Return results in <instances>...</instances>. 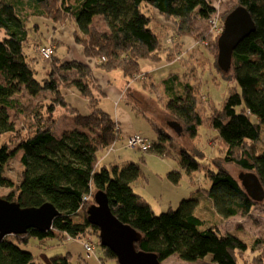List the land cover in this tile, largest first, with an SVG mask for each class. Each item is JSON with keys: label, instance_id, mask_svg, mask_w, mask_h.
I'll return each instance as SVG.
<instances>
[{"label": "trees", "instance_id": "obj_1", "mask_svg": "<svg viewBox=\"0 0 264 264\" xmlns=\"http://www.w3.org/2000/svg\"><path fill=\"white\" fill-rule=\"evenodd\" d=\"M221 1L224 0H0V189L9 190L1 198L21 208L51 203L59 211L51 230L31 229L1 242L0 264H37L34 255L22 248L33 238L72 241L91 229L98 233V228L89 223L87 212L100 191L106 193L112 213L137 232V251L155 254L161 264L172 256L191 263L210 256L214 264H240L249 251L255 252L259 240L249 246L237 227L225 233L220 224L206 226L196 216L198 200H183L176 210L170 208L157 214L133 188L141 174L139 164L132 162L112 170L99 166V155L120 141L122 134L119 123L99 107L103 89L94 71L120 70L128 82L136 76L145 80L140 68L143 59L160 60L166 49L167 61H175L176 55L182 57L180 51L174 53L182 43L165 48L151 28L154 12L171 24L174 36L194 40L210 37L218 50L219 38L212 34L210 23ZM234 1L237 7L249 11L256 31L239 44L232 56L231 70L238 88L231 90L222 109L209 119V125L219 133L221 156L206 169L211 187L205 194L224 219L252 217L256 210L264 209V201L251 196L227 169L232 165L244 176L253 173L264 187V0ZM143 5L151 8L150 14L142 11ZM41 19L50 22L54 36L57 24L68 21L73 25L72 39L85 59L75 55L78 50L70 53L69 49L70 56L60 60L52 46L43 48L53 49V67L60 74L71 72L77 81L64 78L57 83L51 71L41 81L30 67L27 49L33 39L31 32L43 28ZM97 19L106 23L105 31L94 26ZM54 36L50 41H56ZM173 81L176 82L164 81L172 86L167 93L166 112L180 131L194 139L203 124L197 97L190 88L180 92V83ZM23 91L31 98L47 92L52 97L26 106L16 99ZM78 98L85 101L77 102ZM84 104L91 109L87 115L80 108ZM59 109L73 118V124L57 136ZM9 110L24 117L22 130H17ZM157 129L158 139H150V152L162 155L170 137ZM11 144L17 147L13 150ZM19 151L23 152L22 170L16 181L7 174V167ZM178 158L189 175L205 168L187 150H181ZM168 176L178 183L179 174L173 171ZM101 248V261L119 264L110 249ZM261 249L264 247L257 248ZM71 257V253L53 256L51 264H72ZM253 264H264V253L257 254Z\"/></svg>", "mask_w": 264, "mask_h": 264}, {"label": "rangeland", "instance_id": "obj_2", "mask_svg": "<svg viewBox=\"0 0 264 264\" xmlns=\"http://www.w3.org/2000/svg\"><path fill=\"white\" fill-rule=\"evenodd\" d=\"M218 11L213 15V20L210 23L212 34L214 36L221 35V30H214V21L217 20L220 29H224V21L227 16L234 11L237 7L234 0H224L217 4ZM145 14H150L151 8L143 5L141 7ZM156 14L155 19L151 23V28L154 29L160 36V39L165 48H176L178 43H182L178 50L182 54L176 55L175 61H167L166 55L169 50L166 49L161 53L160 60H146L143 59L140 64L142 71L141 75H146V80L139 79L141 76L134 78L135 85L128 86L125 82L124 87L128 94H135L136 90H139L143 95V101L139 103L138 100L127 95L125 100L131 102L135 114L142 116L147 114L142 111L146 110L145 104H149L152 107L156 106L158 111L157 117H150L153 122L157 123L160 128L164 129L167 137L170 139L166 142L165 149L162 153L156 154L155 152H141L135 149L127 148L124 138L122 137L112 148L114 151L108 153V149L105 153L99 155L101 166L112 170L113 167L123 168L129 163H137L141 167V174L139 178L133 184V188L136 193L140 194L146 199L153 210L160 214L166 212L170 208L176 210L183 200L194 199L199 201V205L196 208V216L201 218L206 226H221L223 232H234L237 227L240 230V236L251 246L253 242L259 240L256 245L264 247V209L256 210L251 217L238 216L236 218L224 219L219 216L214 202L205 194L206 190L211 187V182L206 176V169L212 166L213 159L221 156L220 147L218 146L219 133L216 129L209 125V119L215 111L222 109L224 102L229 96L230 92L234 88H238L237 83L232 75V70L224 72L220 69L218 62V50L217 45H213V40L210 37L202 38L200 40L186 37L174 36L171 24L163 21L160 14ZM42 25V29H36L31 32L32 40L28 45L27 53L29 55V65L35 70V74L39 80L48 77L50 71L54 75V80L58 83L65 78L70 81H77L74 74L67 71H62L61 74L57 70V67H53L54 57L49 60L42 56L41 48L45 46H52L55 55L64 60L70 56L74 49L75 43L72 37L73 25L66 21L64 25L57 24L56 34L53 35L52 28L49 27L50 22L45 19L39 21ZM52 25V24H51ZM94 26L99 30H106V23L102 19H97ZM209 29V23H208ZM221 31V32H220ZM54 36V40L50 41ZM61 42V44H58ZM217 43V41H216ZM70 49V51H69ZM75 52L77 57H83L84 53L77 48ZM70 53H69V52ZM178 54V53H177ZM53 56V55H52ZM84 58V57H83ZM102 72V71H101ZM104 74H109L105 73ZM150 75V78H149ZM108 77L112 80L115 86L121 88L122 83L126 80L122 71H115ZM42 78V79H41ZM61 79V80H60ZM139 79V80H138ZM171 79L172 84L178 80L180 83V92H185L190 88L197 97L198 107L203 117V124L198 129V134L194 139H190L185 132L181 131V135L175 130L168 121L163 120V114L167 115L165 104L169 100L168 91H171L172 86L169 82L164 83L165 80ZM137 80V81H136ZM127 81V80H126ZM84 84L81 83L83 87ZM153 85V86H152ZM177 87V88H178ZM52 97V94L47 92L40 95L38 98H31L24 91L16 97L20 102L26 106L30 104L35 105L37 101H48ZM84 99V98H83ZM81 98L77 99V102L85 101ZM99 107L106 112L113 114L115 102L112 98L105 100L103 96L99 97ZM72 100V99H71ZM125 101V102H126ZM123 102V104L125 103ZM142 109H141V108ZM82 113L87 115L90 112L88 105H80ZM148 111V110H146ZM163 113V114H162ZM9 114L13 123H15L17 130L24 128V117L18 112L9 110ZM57 115L60 118L56 135L59 136L65 129L72 127L73 118L70 117L63 109L57 111ZM128 118V117H127ZM126 118V119H127ZM134 126L138 124V120L131 116ZM151 121V122H152ZM142 125L143 122L141 120ZM174 124V122H171ZM147 124V123H146ZM121 126V125H120ZM127 128L131 126L127 125V122L122 123L123 133ZM140 135H144L150 139L156 137L157 132L144 130L140 132ZM17 144H11L10 148L15 149ZM181 150H187L194 154L198 161H200L205 168L192 175H189L182 169L179 163L178 155ZM22 151H19L15 157L9 162L7 167V174L14 180H20L21 157ZM106 159L104 162H102ZM210 162V163H209ZM212 168V167H210ZM215 168V167H213ZM227 169L234 175V177L243 184L244 172L235 166H227ZM176 172L180 175L178 183H174L168 176L170 172ZM8 189H0V197L8 193ZM236 228V229H237ZM98 233L93 232L91 229L82 239L86 241H92L95 244V253L88 255L84 250L83 241H67V239L50 238L41 241L38 238H33L27 246H22L26 251L31 252L34 255L35 262L37 264H51V258L57 255L72 254V264H117L114 260L108 262L101 261L103 257V249L101 248V241ZM8 238H12L9 236ZM84 240V241H85ZM256 250L255 252H248L245 255V261H240V264H253L254 257L257 254H263L264 250ZM163 264H214L211 257H207L204 260L198 262H186L180 260L178 256H172L167 259Z\"/></svg>", "mask_w": 264, "mask_h": 264}, {"label": "water", "instance_id": "obj_3", "mask_svg": "<svg viewBox=\"0 0 264 264\" xmlns=\"http://www.w3.org/2000/svg\"><path fill=\"white\" fill-rule=\"evenodd\" d=\"M256 31L249 11L239 6L224 21V29L218 39V62L227 72L232 67V56L239 44ZM246 191L259 201H264V187L255 174L243 178ZM59 211L51 203L39 208H21L0 197V243L9 236L24 235L34 229L45 232L52 229ZM88 221L99 229L101 245L110 249L119 264H161L155 254L137 251V232L122 223L111 211L106 193L95 195V204L89 207Z\"/></svg>", "mask_w": 264, "mask_h": 264}, {"label": "crops", "instance_id": "obj_4", "mask_svg": "<svg viewBox=\"0 0 264 264\" xmlns=\"http://www.w3.org/2000/svg\"><path fill=\"white\" fill-rule=\"evenodd\" d=\"M74 49L78 50L77 47H75V46H74ZM79 58L85 59L82 56H79ZM94 74H95V76H96V78H97V80L99 82V85L103 89L101 92L103 93V97L105 98V100H109L110 98H112L114 101H116L115 102V107H114L115 111L113 112L114 116H113V114L112 115L110 113L109 114L119 123V126L121 125L120 126V130H121V134H122V137L124 138L125 142L131 136H134L136 134H141L140 133L141 130L144 131L145 129L146 130L151 129V131L157 132L156 137L154 139H158V129L157 128H159V130L165 132L164 129H162V128H160V126H158L157 123H155L152 120H150L151 116L158 118L157 115H156V114H158L156 106L154 107V105L152 104V107H151V106H149V104H145V108L148 111L142 109L141 107L140 108L142 109V111L144 113H147V114H142V116H137L135 114L134 107H133L132 103L131 102H127L125 100V97L127 95H130V97H133L134 99L138 100L139 103L141 101H143V95H142V93L139 90H136L135 94H128L126 92V88L128 86L135 85L134 80L130 81V82L125 80L122 83V87L119 88L118 86L116 87L115 84L112 83V80L108 77V75H111L112 73L104 74L101 71L95 70ZM149 78H150V75H149ZM144 81H147V80L145 79ZM125 82L127 83V87L126 88L124 87ZM123 102H125V103L123 104ZM131 116L135 117L138 120V124L136 126H134L133 120L131 119ZM162 117H163L164 121H166V122L168 121V123L171 124V126L175 128V130L179 133V135H181V131L178 128V124L176 122L172 121L169 118L168 114L166 115L164 113ZM141 120L143 122V125H142V123H140ZM158 120H159V118H158ZM124 121H126L127 125L131 126V128H127V130H125L124 133H123L122 123ZM171 122H174V124H172ZM105 160L106 159H104L102 162H104ZM99 166H101L100 162H99ZM65 239H67V238H65ZM67 241L69 242L68 239H67ZM72 241H74V240H72ZM76 242H78V241H76Z\"/></svg>", "mask_w": 264, "mask_h": 264}, {"label": "built area", "instance_id": "obj_5", "mask_svg": "<svg viewBox=\"0 0 264 264\" xmlns=\"http://www.w3.org/2000/svg\"><path fill=\"white\" fill-rule=\"evenodd\" d=\"M214 24H215L214 30H221V31L223 30V28L222 29L219 28L217 20L214 21ZM41 53L45 59L49 60L53 55V49L49 48V47L42 48ZM140 79H144V77L142 76V77H140ZM126 146L129 149H135V150H139L141 152H148L152 148V144H151L150 139L148 137H146L144 135H140V134H136V135L128 138ZM112 147L108 148V151H107L108 153H110L111 151H114V149ZM67 239L69 241H71L70 238H67ZM78 240L83 241L84 250L88 253V255L95 253V244L92 241H89V240L86 241L85 239H84L85 240L84 241L82 239V237H78L74 241H78Z\"/></svg>", "mask_w": 264, "mask_h": 264}]
</instances>
